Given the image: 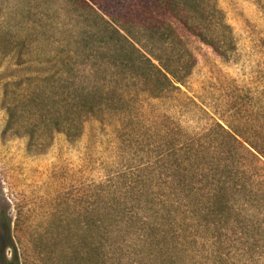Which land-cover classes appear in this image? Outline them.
I'll return each mask as SVG.
<instances>
[{
    "label": "trees",
    "instance_id": "obj_1",
    "mask_svg": "<svg viewBox=\"0 0 264 264\" xmlns=\"http://www.w3.org/2000/svg\"><path fill=\"white\" fill-rule=\"evenodd\" d=\"M217 1L131 0L130 17L115 19L99 12L98 0H65L76 25L73 45L65 58L55 55L46 74L5 77L2 135L25 138L27 153L39 156L57 134L74 145L90 120L113 118L120 144H130V194L123 204L122 193L110 198L102 218L87 215L81 229L88 232L80 241L67 238L65 248L63 233L53 235L51 224L31 242L19 236L26 228L21 212L12 217L15 207L0 193V264H47L59 258L57 249H71L62 253L72 264L254 261L264 237V139L249 143L244 132L217 121L199 135L189 134L168 115L146 109L148 101L181 94L191 75L194 58L182 31L227 57L230 27ZM9 45L4 55H15L22 65L19 46ZM76 57L84 62L74 63ZM81 69L122 78L101 84L79 76ZM123 79L139 88L130 101L119 85ZM98 188L101 200L112 191L109 183ZM45 239L54 242L52 255L43 250Z\"/></svg>",
    "mask_w": 264,
    "mask_h": 264
},
{
    "label": "rangeland",
    "instance_id": "obj_2",
    "mask_svg": "<svg viewBox=\"0 0 264 264\" xmlns=\"http://www.w3.org/2000/svg\"><path fill=\"white\" fill-rule=\"evenodd\" d=\"M131 3L98 0L96 8L105 17L124 19L130 17ZM217 6L230 27L232 47L227 57L221 58L210 46L182 31L194 58L191 75L180 88L181 94L148 101L146 109L168 115L189 134L199 135L217 121L244 132L247 142L260 145L264 139V0H218ZM72 14L65 0H0V38L9 40L0 39V193L15 207L12 217L16 210L21 212L26 228L19 236L31 242L51 224L53 235L63 233L65 248L70 245L67 238L80 241L88 232L81 229L87 215L102 218L103 206L120 193L125 198L118 200L125 202L130 194V144H120L117 120H90L76 144H68L64 134H57L43 155H29L25 138L2 135L7 119L2 98L5 77L33 78L37 70L46 74L57 53L65 58L76 31ZM9 44L19 46L22 65L15 55H4ZM73 61L84 62L80 57ZM79 76L112 85L121 74L112 78L105 71L89 75L81 69ZM119 85L129 92V101L130 93H139L130 79ZM19 91L25 92L23 87ZM106 183L112 191L101 200L98 185ZM112 203L117 206V199ZM259 241L251 264H264V237ZM53 244L45 239L44 252L52 255ZM62 252L67 251L57 249L59 258L47 264H72V258Z\"/></svg>",
    "mask_w": 264,
    "mask_h": 264
}]
</instances>
